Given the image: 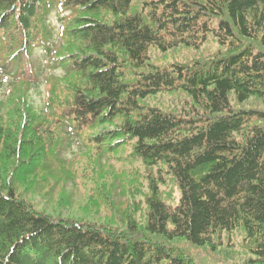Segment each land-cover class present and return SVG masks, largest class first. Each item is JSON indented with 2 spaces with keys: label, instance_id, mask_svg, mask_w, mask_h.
I'll list each match as a JSON object with an SVG mask.
<instances>
[{
  "label": "trees",
  "instance_id": "16d2710c",
  "mask_svg": "<svg viewBox=\"0 0 264 264\" xmlns=\"http://www.w3.org/2000/svg\"><path fill=\"white\" fill-rule=\"evenodd\" d=\"M54 8L70 12L48 49L63 76L47 79L44 117L28 118ZM99 12L110 22L85 16ZM179 49L199 54L153 64L152 50ZM0 73L13 80L0 154L18 168L59 155L64 131L86 132L131 146L146 181L141 217L131 209L117 228L45 215L0 187V264H202L192 251L236 233L242 264H264V0H0ZM178 92L184 112L146 105Z\"/></svg>",
  "mask_w": 264,
  "mask_h": 264
},
{
  "label": "rangeland",
  "instance_id": "374dc122",
  "mask_svg": "<svg viewBox=\"0 0 264 264\" xmlns=\"http://www.w3.org/2000/svg\"><path fill=\"white\" fill-rule=\"evenodd\" d=\"M68 14L60 15L66 17ZM85 16L101 22H110V16L104 12L88 13ZM47 24L52 33L50 47L61 45L62 24L56 8L49 14ZM192 53L199 54L179 49L164 53L152 50L150 55L154 65L163 67L173 62H181L191 57ZM33 65L37 83L25 93L30 108L28 118L31 113L36 115L34 118H42L47 113L46 101L48 89L51 87L46 79L51 75L61 78L63 73L51 65L46 52L41 48L34 51ZM12 82L11 77H3L0 74L1 101L5 99ZM2 103L8 107L5 100ZM189 104V98L179 92L157 95L146 102V105L175 113L184 112ZM245 104L249 109H262L256 99H251ZM18 117L20 115H17ZM10 125L12 122L0 111V137L3 138V132ZM101 129H111V126L98 127L95 133ZM17 130L22 133L21 125L17 126ZM91 137V134L86 132L70 136L64 131L61 137L64 141L60 146L61 153L54 158L47 157L42 160L40 167H28V171L18 168L22 157L17 159L7 153H1L0 187H7L8 184L36 211L55 218L112 228L121 227L123 219L131 209L135 210V216L140 218L145 210L142 202L146 186L141 161L128 156L132 147L120 144L121 140L99 143ZM163 188L166 191L174 190L176 195V190L170 182ZM244 243V236L236 233L223 236L220 242L215 243V250L207 248L206 251L192 253L203 259L202 264H242L250 256Z\"/></svg>",
  "mask_w": 264,
  "mask_h": 264
}]
</instances>
